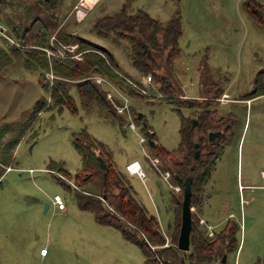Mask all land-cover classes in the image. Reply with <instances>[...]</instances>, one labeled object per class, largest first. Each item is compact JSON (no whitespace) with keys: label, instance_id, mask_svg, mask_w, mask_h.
<instances>
[{"label":"rangeland","instance_id":"rangeland-1","mask_svg":"<svg viewBox=\"0 0 264 264\" xmlns=\"http://www.w3.org/2000/svg\"><path fill=\"white\" fill-rule=\"evenodd\" d=\"M7 1L3 9L9 13V21L29 22L40 17L55 27L56 39L51 38V46L44 47L49 63L51 49L66 57L87 39L112 53L118 63L116 71L125 82L137 84L140 88L136 91L143 94L146 84L151 83L147 79L150 73L136 71L129 55L131 39L114 34L100 36L93 25L125 7L128 14L142 9L160 22L179 16L182 34L171 69L154 68L177 89L173 98L165 94L162 98H141L129 90L131 96L126 98L121 89L127 84L121 78L90 69L89 76L107 106L93 102L82 107L77 83L69 80L76 112L52 104L48 88L42 86L41 65H29L24 57H13L1 67L0 264H144L138 245L127 240L118 228L98 222L92 212L79 207L75 189L101 191L99 178L83 179L82 173L89 166L87 143H104L98 154L110 155L131 193L149 214L158 217L164 231L173 225L172 196L182 197L183 188L163 166L156 149L149 146L147 134L153 132L156 144L168 150L178 147L181 115H188V110L193 113L189 108H177V101L188 95L185 92L196 99V104L210 103L218 116H225L231 132L205 185V204L201 210L192 207L193 220L212 241L220 262L224 252L214 235L229 220L239 223V248L227 256L225 264H264V94L252 95L254 79L264 69V25L251 14V9L262 13L264 0H99L80 20L77 10L81 0H61L56 19H50L37 2L24 6L16 16L20 4ZM0 19L5 23L2 16ZM11 28L7 26L6 32L12 34ZM0 47L10 49L2 37ZM155 59L165 65L164 55L155 54ZM51 69L50 64L44 71L46 79H68ZM152 83L160 84L153 77ZM213 87L229 91L239 101L220 105L218 98L224 92L217 94ZM44 99L47 104L38 111ZM129 101L135 124L126 119L130 114L122 109ZM137 110L144 114V121L135 117ZM135 159L142 163L143 178L126 169ZM11 165L13 169H7ZM55 194L63 198L65 213L54 207Z\"/></svg>","mask_w":264,"mask_h":264},{"label":"trees","instance_id":"trees-1","mask_svg":"<svg viewBox=\"0 0 264 264\" xmlns=\"http://www.w3.org/2000/svg\"><path fill=\"white\" fill-rule=\"evenodd\" d=\"M7 2V0H0V16H2V21L4 20L8 24L7 26H12V34L6 32L7 37L0 33V37L6 40L10 46L9 50L0 47V69L13 57H24L25 63L29 65L35 63L42 66L43 69L40 72L42 86L45 89L48 88L50 98L53 100L52 104L60 107L67 106L73 111H78L74 98L70 94V83L68 84V82L71 80V83H77L82 107L89 106L93 102L102 107L107 106L102 93L93 82V79L89 77L90 73L88 71L91 69L100 75L115 76V78H121L120 80L125 82L124 76L116 71V69H119L117 67L118 63L112 57V54L104 51L97 43L86 39L79 45L77 51L66 53V57L55 54L51 57V63H49L50 60L44 47L51 46V38L56 39L55 27L40 17H36L29 22H24L22 19H19L18 22L9 21V13H4L3 9L4 4ZM12 2H16V6L20 4L16 16L21 13L24 6L37 2L44 8L50 19H56L61 0H13ZM251 14L264 25V7H262V13L251 9ZM3 15L5 16L3 17ZM180 18L179 16H172L169 20L160 22L142 9H138L135 14L131 15L123 7L121 11L113 15H105L98 19L93 28L100 36L106 37L114 34V36L130 38L129 55L135 68L142 74L150 73L154 80L160 82L157 85L160 90L167 97L173 98L177 89L164 74L156 73L154 68L165 66L171 69L173 60L178 56L182 34ZM143 42L148 45L147 48ZM92 49L100 50L104 55ZM75 53H79L78 56H83V58L80 59L78 56H74ZM155 54L164 55L165 65L162 66L156 61ZM50 64L56 74L68 78L66 79L68 81L60 78L55 79L50 86V80L45 78L44 72L50 68ZM203 68H206V65ZM125 83L133 85L134 88L132 89L136 91L134 84ZM254 83L255 87L252 95L264 94V69L257 73ZM213 89L217 94L224 91V89L217 90L215 87ZM46 104V99L41 100V107L38 111L42 110ZM209 104H199L201 108L197 113L198 126L195 128L192 127L189 117L181 115V137L176 149L168 151L161 145L155 147L156 154L163 159V166L169 163L168 154L175 151L178 153L186 152L181 161L170 162L166 167L170 169L176 181L178 177L185 178L188 175L193 177L191 206L198 207L200 210L208 198L205 193V185L220 158L223 143L225 144L231 135L230 125L226 117L216 115L217 110L211 109ZM176 105L180 110L182 101H177ZM214 128L222 129V133L215 140L208 141L207 132L214 130ZM87 136L93 140L89 133ZM151 137L155 138L154 133ZM194 141L198 142L200 149V157L196 161L193 159V151L196 145ZM87 144L89 149L87 163L89 166L82 173L83 179L88 177L99 178L101 191L96 192L85 188L75 189L76 200L81 209L92 212L98 222L118 228L127 240L138 245L145 257L144 264H183V262L185 264H223L219 261L220 256H218L212 241L202 230L200 223L195 220H193L190 234V249L184 251L178 247L183 200L181 196H172L171 204L175 219L173 225L167 229L168 232H165L158 217L155 214H149L143 203L131 193L130 185L127 184L122 172L110 160L109 154V157H107L100 152L105 158L108 168L105 171L99 168L97 157L101 154H98V149H104L105 144L96 141ZM191 164L194 166L193 170L190 168ZM178 183L183 187L182 183ZM76 187L78 188L80 185ZM239 230V223L229 220L223 228L215 233L214 237L218 239L223 248L224 253L221 254L226 253L228 256L231 252L238 250L237 232Z\"/></svg>","mask_w":264,"mask_h":264},{"label":"flooded vegetation","instance_id":"flooded-vegetation-1","mask_svg":"<svg viewBox=\"0 0 264 264\" xmlns=\"http://www.w3.org/2000/svg\"><path fill=\"white\" fill-rule=\"evenodd\" d=\"M106 37H108V36H106ZM144 43V42H143ZM144 46L147 48L148 47V45L146 44V43H144ZM102 48H103V46H102ZM105 51V50H104ZM112 54V53H111ZM166 70V69H165ZM128 85H124L123 87H122V89H121V91L122 92H124L125 93V95H124V97H129V96H131L130 95V93L127 91V90H129V91H131V92H133L134 90L133 89H131L130 87H127ZM150 88H152V90L150 89ZM134 94H138V95H140L141 96V98H144V97H155V98H162V97H164V96H162V94L164 95V93L160 90V87H158V86H155V85H153V86H150L148 89H147V91H146V93L145 94H143V93H141L140 91H136V92H134L133 93V95ZM161 94V95H160ZM137 95V96H138ZM183 98H182V105H180V107H182V108H186V109H192L193 110V113H192V111H190V110H188L189 112H188V115H184L185 117H189L190 118V120H191V124H192V127H197L198 126V119H197V113L199 112V109H200V106H199V104H196V99L195 100H192V99H190V100H188L185 96H182ZM117 98V100H119V98L118 97H116ZM191 100L194 102V104L193 105H191L190 103H191ZM180 101V100H179ZM170 103V102H169ZM184 103V104H183ZM132 108H133V104H131V102L129 101V103H128V105H126V106H123L122 107V109L125 111V112H127V113H129L130 114V116H128V117H126V119H128L129 118V120H132L133 121V119H134V116H132ZM138 112L135 114V117H137V119H139L140 121H144L145 119V116H144V114H142V113H140V111L139 110H137ZM195 112V113H194ZM217 115V114H216ZM220 116V115H219ZM135 121H137L136 119H134ZM133 123L135 124V122L133 121ZM194 123H196V124H194ZM214 130H221L222 131V129H218V128H214ZM152 133L153 132H150V133H148L147 134V137H149V139H148V143H149V146H151V144H150V140H154V138H152L151 137V135H152ZM207 140H208V132H207ZM209 141V140H208ZM155 142V141H154ZM197 144L198 142H196V141H194V144ZM157 146V144H156V142H155V144H154V146H152L154 149H155V147ZM165 148V147H164ZM199 148V147H198ZM166 149V148H165ZM197 149V147L195 146V148H194V151H193V159H194V153H195V150ZM168 150V149H167ZM168 151H173V150H168ZM156 153V152H155ZM171 153V152H170ZM185 154H186V152L185 151H183L182 153H178V152H173V153H171V154H168V156H167V159H168V164H170V162H173V161H181L184 157H185ZM157 155V154H156ZM194 161H196L195 159H194ZM194 163V162H193ZM192 163V164H193ZM168 164H166V166H168ZM190 165V168H191V166H193V165ZM194 169V168H193ZM192 168H191V170H193ZM188 176H190V175H188ZM187 176V177H188ZM187 177H185V178H181V177H178V179H177V181L178 182H180V183H182L183 184V192H184V180L187 178ZM179 178H181V180H179ZM182 198H183V195H182ZM182 213V212H181ZM184 251H186V250H184ZM188 251V250H187ZM226 254V253H225ZM227 255V254H226ZM223 257V256H222ZM221 262H222V260H221ZM223 263V262H222ZM225 263V262H224ZM223 263V264H224Z\"/></svg>","mask_w":264,"mask_h":264},{"label":"water","instance_id":"water-1","mask_svg":"<svg viewBox=\"0 0 264 264\" xmlns=\"http://www.w3.org/2000/svg\"><path fill=\"white\" fill-rule=\"evenodd\" d=\"M188 100L191 98L186 97ZM191 105L194 104V102L191 100ZM196 124V123H194ZM222 131L221 130H209L208 131V140L213 141L217 137L221 135ZM151 146H154L155 142L154 140H150ZM197 149L195 150L194 153V159L198 160L200 157V149L199 144L197 143L195 145ZM98 161H99V166L102 170H106L108 168V164L105 160V158L102 155H98ZM193 169L194 166H191ZM181 180V178H179ZM192 182H193V177L188 176L184 180V192H183V200H182V213H181V228H180V233L178 237V247L182 250H189L190 249V234L192 231V225H193V214H192V206H191V197H192ZM48 207V205H47ZM227 260V255L224 254L222 257V262H226ZM185 264V262H183Z\"/></svg>","mask_w":264,"mask_h":264},{"label":"built area","instance_id":"built-area-1","mask_svg":"<svg viewBox=\"0 0 264 264\" xmlns=\"http://www.w3.org/2000/svg\"><path fill=\"white\" fill-rule=\"evenodd\" d=\"M79 10H80V8H78L77 11L79 12ZM78 12H77V14H79ZM6 31H7V26L5 25V23L0 22V33H2V34H4V35L7 36ZM55 54L58 55V56H61V55L57 54L56 52H54L51 49V56L52 55H55ZM147 79L151 82V83H147L146 84L147 85V89H148L150 86H153V83H152V75H148V78ZM49 80H50V84L51 83L53 84V79H49ZM134 85L136 87L140 88L137 84H134ZM147 89H144L143 91L146 92ZM189 96L190 95H186L185 97H189ZM218 100L220 101V103H225L228 100V96L226 94H223L221 97L218 98ZM10 168H12V167L11 166H8L7 167V169H10ZM126 168H127V170L130 173H136V174H138L142 178L145 177V172H144L143 168L141 167L140 163L137 160H134V161L129 162L126 165ZM262 176L264 178V170H262ZM52 202H53L54 206L57 207L60 210L61 209L64 210L66 208V204H65V202H64V200H63V198L61 197L60 194H55L54 197H53V199H52Z\"/></svg>","mask_w":264,"mask_h":264},{"label":"crops","instance_id":"crops-1","mask_svg":"<svg viewBox=\"0 0 264 264\" xmlns=\"http://www.w3.org/2000/svg\"><path fill=\"white\" fill-rule=\"evenodd\" d=\"M98 2H99V0H97L94 4H92V5H89V4H86L85 2H84V0H81V4H82V6L80 7V10L81 9H83V10H85L84 11V14L81 16V15H79L78 14V16H77V19L78 20H80L85 14L87 15V10L88 9H94L95 7H96V5L98 4ZM78 7V6H77ZM69 12H72L71 10H69ZM72 13H74V12H72ZM76 19V21H78ZM136 71L138 72V70L136 69ZM138 73H140V72H138ZM141 74V73H140ZM90 77V76H89ZM91 78V77H90ZM224 94H226L227 96H228V100L225 102V103H227V102H229L230 100H233V101H239V99L238 98H235V97H232L231 95H230V93H229V91H227V90H225L224 89ZM184 94H188V95H190L189 93H184ZM230 96H229V95ZM254 97V96H253ZM188 98H190V97H188ZM251 101V97L250 98H248L247 99V102L249 103ZM225 103H219L220 105H222V104H225ZM135 160H137L139 163H140V165L142 164L138 159H135ZM11 167H12V165H11ZM141 167H142V165H141ZM10 169H13V167L12 168H10ZM127 169V168H126ZM128 171V170H127ZM129 172V171H128ZM130 173V172H129ZM261 175H262V170H261ZM146 176V175H145ZM263 186H264V184H263ZM54 205V204H53ZM49 206V205H48ZM55 207V206H54ZM55 208H57V207H55ZM58 209V208H57ZM66 209V208H65ZM65 209L63 210V209H59L62 213H65L64 211H65ZM164 231V230H163ZM165 232H168V230H166ZM216 264H219V263H216Z\"/></svg>","mask_w":264,"mask_h":264},{"label":"bare ground","instance_id":"bare-ground-1","mask_svg":"<svg viewBox=\"0 0 264 264\" xmlns=\"http://www.w3.org/2000/svg\"><path fill=\"white\" fill-rule=\"evenodd\" d=\"M95 1H96V0H86V2H89V4H90V3H91V4H94ZM91 4H90V5H91ZM83 14H84V11H83V10H80V11H79V15L82 16Z\"/></svg>","mask_w":264,"mask_h":264}]
</instances>
